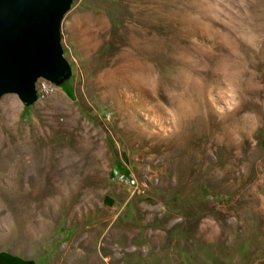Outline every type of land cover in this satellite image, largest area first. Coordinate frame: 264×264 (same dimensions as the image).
Wrapping results in <instances>:
<instances>
[{"label":"rangeland","instance_id":"rangeland-1","mask_svg":"<svg viewBox=\"0 0 264 264\" xmlns=\"http://www.w3.org/2000/svg\"><path fill=\"white\" fill-rule=\"evenodd\" d=\"M62 44L67 79L0 99V252L264 264V0H74Z\"/></svg>","mask_w":264,"mask_h":264},{"label":"water","instance_id":"water-1","mask_svg":"<svg viewBox=\"0 0 264 264\" xmlns=\"http://www.w3.org/2000/svg\"><path fill=\"white\" fill-rule=\"evenodd\" d=\"M74 0H0V99L17 94L26 104L39 98L37 82L61 83L71 73L62 44V22ZM0 264H33L0 252Z\"/></svg>","mask_w":264,"mask_h":264},{"label":"bare ground","instance_id":"bare-ground-1","mask_svg":"<svg viewBox=\"0 0 264 264\" xmlns=\"http://www.w3.org/2000/svg\"><path fill=\"white\" fill-rule=\"evenodd\" d=\"M264 49V48H263ZM262 49V50H263ZM264 51V50H263ZM262 52V51H261ZM240 57V56H239ZM237 58H238V56H237ZM263 58H264V52H263ZM239 60V59H238ZM238 63V62H237ZM237 65V64H236ZM263 66H264V59H263ZM234 67H237V66H235L234 65ZM233 65L232 64H230V62L226 59L225 61L224 60H220L219 62H218V67H217V71H222V72H224V73H226V74H232L233 72ZM231 68H232V70H231ZM235 72V71H234ZM152 81V80H151ZM162 82V81H161ZM164 83V82H163ZM157 86V85H156ZM45 87H49L46 83H45ZM153 88V87H152ZM34 150V149H33ZM37 156V155H36ZM35 175V174H34ZM39 176V175H38ZM37 177V176H36ZM39 177H41V175L39 176ZM37 178V179H41V178ZM33 178V177H32ZM34 180V179H33ZM39 181V180H38ZM38 183V182H37ZM40 188V187H39ZM35 190H36V187H35Z\"/></svg>","mask_w":264,"mask_h":264},{"label":"built area","instance_id":"built-area-1","mask_svg":"<svg viewBox=\"0 0 264 264\" xmlns=\"http://www.w3.org/2000/svg\"><path fill=\"white\" fill-rule=\"evenodd\" d=\"M43 80H45L44 78H43ZM37 89H38V93L40 94V93H45V92H48L49 91V87H45V82H40L38 85H37ZM123 177V176H122ZM123 180H126V181H128V182H131V180H127V179H125V178H123Z\"/></svg>","mask_w":264,"mask_h":264}]
</instances>
